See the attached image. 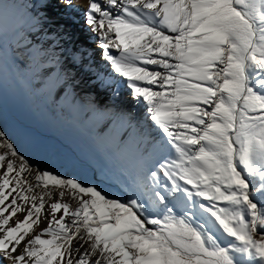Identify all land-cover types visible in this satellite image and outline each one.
Segmentation results:
<instances>
[{
	"label": "snow or ice",
	"instance_id": "obj_1",
	"mask_svg": "<svg viewBox=\"0 0 264 264\" xmlns=\"http://www.w3.org/2000/svg\"><path fill=\"white\" fill-rule=\"evenodd\" d=\"M84 15L146 104L152 166L121 200L0 131V264H264V0H88Z\"/></svg>",
	"mask_w": 264,
	"mask_h": 264
},
{
	"label": "bare ground",
	"instance_id": "obj_2",
	"mask_svg": "<svg viewBox=\"0 0 264 264\" xmlns=\"http://www.w3.org/2000/svg\"><path fill=\"white\" fill-rule=\"evenodd\" d=\"M81 2V0H73V8H64L62 17L60 16L63 22H56L54 20L39 22V19L42 20L45 17L41 13L43 10L41 0H0V4H2L0 8L11 19L18 22L16 23L18 34L22 38L23 33L30 36V39L26 37L21 39V41L17 40V48L20 49L25 44L27 46V43L30 41H33L35 46H37L33 54L35 55L32 59L33 61L28 60L26 64L20 65L11 64L6 59V46L9 40L10 43H13L15 35L12 36V34L8 33L0 37V97L2 99L0 101V131L5 132L7 138L12 143H18L20 140L16 137L17 130H20L24 134H31L34 138H37L38 134L33 132L29 126V128L24 129L18 124L19 118L16 115L22 108L28 107L30 114L35 115L40 113L44 116L50 117L51 115L55 118L58 114L62 113L61 109L59 107L53 108L52 111L42 109L38 102L40 90L49 87L50 84L58 85V91L55 95L56 102L59 104L63 103V101L64 103L71 102V82L73 81L72 85L76 89H79L82 86L79 84V81L84 75L90 78V80L86 79L88 81V88L84 94L89 95L85 100L90 103L92 108L80 110L82 112V122L90 121L93 122L95 127H102L104 130L102 135L113 139L114 150L125 151L128 154L133 152L134 157L129 160L128 165L124 167L122 163L121 167L119 166L121 169L124 168L125 171L130 172L133 167H136L137 156H141L140 154L145 153V151H150L153 147L151 143L146 142L143 132L148 130L154 134L158 133L154 129L149 128L151 121L148 119L146 104L139 102V100L132 96L126 84L122 82V78L112 73L106 60L100 64H97V61H95L93 57L94 53H101L98 38H96L95 44L88 46L92 50L84 52L82 60H78V56L69 55L68 49L72 43L76 48L80 49L77 43L73 41V35L66 41L67 45L63 48L64 25H67L76 34H80L81 36L97 37L90 30L87 22H84L86 7ZM41 25L42 27L44 26V31L43 29L41 31ZM81 25L85 26L86 29H83ZM37 31L41 32L39 36ZM69 58L70 60L72 59L70 62L76 64V67H72L75 70L74 72H69V70L62 71L61 69L60 64H66ZM23 60L25 61V59ZM77 72L80 75L79 78L75 76ZM133 110L135 118L134 122L131 123L127 119L126 114L131 113ZM66 116V120L69 121L70 117ZM75 124L77 125L78 122H75ZM75 124L68 132L71 135V140L73 139L74 141L78 136L74 128ZM39 134L42 133L39 132ZM118 138L121 139L118 140ZM52 141L54 145H56L55 143L58 146L65 145L56 137ZM78 150L82 151L89 162L95 165L96 169L94 171L96 176L104 180L102 171L100 172V170L107 167V164L105 162L101 163L104 160L100 159L97 146L89 143L83 147L78 146ZM129 150L131 151L129 152ZM145 173L142 175L138 185L143 182ZM130 177L131 173H127V178L131 179ZM46 211L47 208L45 209ZM22 214H24L23 211L18 215ZM18 215L17 217H19ZM12 223L11 221L10 224ZM4 263L9 264L8 261H4Z\"/></svg>",
	"mask_w": 264,
	"mask_h": 264
},
{
	"label": "rangeland",
	"instance_id": "obj_3",
	"mask_svg": "<svg viewBox=\"0 0 264 264\" xmlns=\"http://www.w3.org/2000/svg\"><path fill=\"white\" fill-rule=\"evenodd\" d=\"M81 1L82 5L87 9L88 0ZM64 8L65 6L61 3H58L57 0H53V2H51L50 5L46 8L43 5V10L41 11V13L45 17L42 20L39 19V22H46L48 20L63 22L60 16L62 17ZM71 8H73V6ZM13 20L14 19H11L9 15L0 8V37L8 33L12 34V36L15 35L13 37V43H10V40L7 43L6 59L7 62L11 64H26V61L28 62V60L33 61L32 59L35 56L33 54L35 52V47L37 46H35V43H33V41H30L29 43H27V46L25 44L22 45L20 49L17 48L18 41H21V39H24L26 37L29 38L30 36H27L26 33H23L22 38V36L18 34V31H16V23L18 22ZM84 22H86L85 18ZM64 27L65 33L62 40L63 48L67 45L66 41L70 39V36L73 35V41L77 43L80 49L76 48V46L72 43L68 49L69 55L78 56V60H82L84 56L83 53L92 50L91 48H88V46L90 44H95L97 41V37L81 36L80 34H76V32L67 25H64ZM81 27H83V29H86L85 26L81 25ZM42 29L44 31L45 28L41 25V31ZM37 34L39 36L41 32L37 31ZM110 51L114 50L110 49ZM93 57L95 58V61H97V64H100L105 60L104 56L101 53H94ZM23 59H25V61ZM71 60L69 58V61L67 62L68 64H60V66L62 67V71H75L74 69H72V67H76V64L74 62H70ZM148 67L151 68L154 66ZM32 75L34 76L33 73ZM75 76L79 78L80 75L77 72ZM86 79L90 80L89 77H85L83 75L82 79H80L79 81V84L82 85L79 89H76V87L72 85L74 82L70 81L72 92L71 102L73 103H64L63 101V103L59 104L58 102H56L55 95L58 91V85L55 86L53 84H50L49 87L42 88L38 95V102L41 105L40 107L47 111H52L53 108L59 107L62 113L53 118L51 115L50 117H47L40 113L35 115L30 114L28 107L22 108L16 115L17 118H19L18 124L24 129L30 127L33 132H36L38 134V137L34 138V136H32L31 134H24L20 130H17L16 137L20 140L18 141V143L13 144L17 147L19 152L22 153L26 158H28L35 166L39 168L50 169L55 173H59L61 176L76 177L86 184H93L97 186L100 190H102L104 193H107L110 197L125 200L134 195L135 191L139 187L138 182H140L142 175L144 174V172H147L148 168L152 166L154 149L152 147L150 151H145V153L140 154L141 156H137L136 167H133L132 170H130L129 168L130 172L125 171L124 168H120L122 163L124 167L128 165L129 160L134 157L133 152H130L131 150H129L130 153L128 154L125 151L123 152L114 150L113 139H109L108 136L102 135V133L104 132L102 127H95L93 125V122L90 121L82 122V112L80 110L84 108H92L90 103L85 100L86 97H89V95L84 94V92L88 88V81ZM122 82L126 84L124 79H122ZM52 87L54 89L53 91ZM0 101H2L1 97ZM130 114L133 119L129 121L133 123L135 118L134 110ZM66 115L70 117L69 121L66 120ZM53 116H55V114H53ZM63 122H65V124H63ZM75 122H78V124L76 125ZM74 124V128L77 131L76 134H78L75 141L73 139L71 140V135H69L68 133L70 131V128L73 127ZM39 132H41L42 134H39ZM55 137L62 141L65 145L58 146L57 143H55L56 145H54L52 139H54ZM119 139L121 138H118V140ZM89 143L97 146L100 159L104 160L101 163L103 164L105 162L107 164V167H105L104 169L101 168L100 170V172L102 171L101 173L103 174L104 180L99 179L96 176L94 171V169H96L95 165L92 162H89L82 151L78 150V146L83 147L85 145H88ZM92 172L94 173V175H92ZM127 173H131V179L127 178ZM112 188H114V190H112ZM18 216L19 217L13 218V223L18 220H23L25 213ZM47 226V222L39 223L38 225L34 226L33 231L29 233L27 239H32L36 234H40L43 229L47 228ZM42 238L49 237L45 235ZM26 242L27 240L25 241V243ZM20 247H24V243L21 244ZM8 263L10 264V262ZM3 264L6 263L3 262Z\"/></svg>",
	"mask_w": 264,
	"mask_h": 264
}]
</instances>
